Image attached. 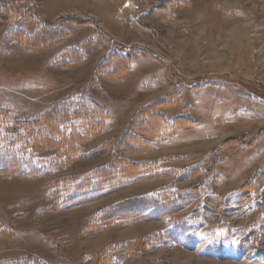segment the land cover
<instances>
[{
	"label": "rangeland",
	"instance_id": "374dc122",
	"mask_svg": "<svg viewBox=\"0 0 264 264\" xmlns=\"http://www.w3.org/2000/svg\"><path fill=\"white\" fill-rule=\"evenodd\" d=\"M162 1L0 0L7 5L0 13V108L30 120L84 99L104 117L101 132L82 145L85 159L15 147L47 169L37 177L0 174V260L264 264V0H184L167 23L142 16ZM57 27L61 33L40 49L10 36ZM113 53L130 68L107 80L96 69ZM173 92L178 106L159 112L193 126L122 156L141 170L117 191L63 207L70 186L110 164L134 115ZM153 194L169 201L160 219L88 229L99 212Z\"/></svg>",
	"mask_w": 264,
	"mask_h": 264
},
{
	"label": "trees",
	"instance_id": "16d2710c",
	"mask_svg": "<svg viewBox=\"0 0 264 264\" xmlns=\"http://www.w3.org/2000/svg\"><path fill=\"white\" fill-rule=\"evenodd\" d=\"M184 3V0H163L142 16L167 23L174 18V10ZM6 6V4L0 5V13L6 12ZM66 20L70 22L68 18ZM74 20L79 25L89 22V20ZM143 28L146 32L152 31V37L155 39L156 35L150 26L144 25ZM61 31V27L42 28L31 36H26L22 31L12 32L10 36L25 47L40 49L52 43ZM155 40L159 41L157 37ZM129 64L127 57L113 53L106 56L99 64L96 74H103L107 80H117L129 71ZM178 99V94L173 92L141 108L121 137L110 164L88 172L80 181L70 186L61 205L65 208L81 206L112 194L124 184V179L138 175L141 170L139 165L129 162L122 156L147 152L152 149L150 139H166L177 129L193 126V122L188 118L168 119L159 112L162 109L177 107ZM76 102L73 106L62 103L54 105L30 120L19 119L8 113L6 109L0 108V142L5 143V148L0 151V174L21 178L37 177L45 173L47 168L35 165L33 159L26 155V152L21 151V148L15 150L16 146H24L31 154L58 149L56 157H64L65 162L79 161L90 155L83 153L82 145L101 132L104 117L100 108L93 102L84 99H77ZM53 165L54 162L50 163L49 168ZM247 187L249 186H244L241 191L246 193ZM162 197L160 194H153L109 207L94 216V221L89 224L88 229L101 230L103 223L109 222L114 225L121 223L125 225L129 219L130 221L160 219L165 212L162 206L169 204L165 199L161 201ZM106 263L108 262L105 257L102 264ZM0 264L44 263L30 257H19L1 259Z\"/></svg>",
	"mask_w": 264,
	"mask_h": 264
}]
</instances>
